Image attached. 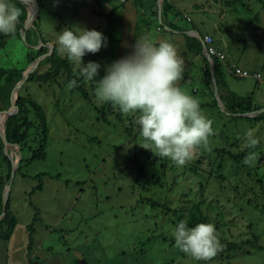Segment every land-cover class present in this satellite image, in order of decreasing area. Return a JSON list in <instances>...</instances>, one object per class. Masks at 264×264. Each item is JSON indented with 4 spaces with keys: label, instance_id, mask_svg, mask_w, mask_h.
<instances>
[{
    "label": "rangeland",
    "instance_id": "obj_1",
    "mask_svg": "<svg viewBox=\"0 0 264 264\" xmlns=\"http://www.w3.org/2000/svg\"><path fill=\"white\" fill-rule=\"evenodd\" d=\"M117 1L21 2L26 11L24 23L32 19L23 30L25 38L21 31L20 37L16 33L4 35L0 67L44 75L54 69L45 60L48 55L31 61L38 49L44 46L51 55L56 48L58 55L67 59L57 42L59 32L65 28L95 29L107 37V47L85 55L82 62L101 64L99 80L105 65L130 51L119 50L124 31L134 43L135 37L144 34L153 40L156 34L171 39L166 24L178 29H172L175 34L197 26L225 54L226 86L221 87L220 94L226 97L229 92L235 93L264 107V0H170L172 10L164 16L163 0H139L135 8L141 20L130 30L123 28L121 11L113 13V21L94 15L108 14L112 5H119ZM117 21H121L122 32ZM260 39L263 46L257 44ZM174 45L181 47L178 55L184 62L178 85L198 101L215 133L206 147L194 150L183 167L157 157L155 150L144 149L135 123L137 114L123 115L118 107L98 104L93 95L94 82L78 80L90 101L67 88L72 79L67 82L65 68H60L52 81L25 80L21 84L19 95L31 97L43 108L49 137L46 158L31 162L41 138L37 116L33 112L29 115L33 127L27 139L29 148L24 152L18 147H5V122L4 127L0 125L4 145L0 189L2 193L8 189L9 211L17 220L8 240H0V264H205L180 252L174 243L177 218L182 216L185 221L195 207L206 218L205 224H214L221 245V254L219 251L207 264H264V162L260 161L264 159V124H248L238 118L242 115H234L237 117L231 120L232 114L224 110L220 98L215 108L216 97L205 86L201 72L202 56L186 51L184 44ZM68 63L71 77L77 79L76 66ZM243 70L249 76L241 77L238 71ZM255 73L260 74L257 79L252 76ZM14 87L1 85L4 112L12 109ZM249 129L258 140L252 149L246 147L244 139ZM216 149L222 150L223 160ZM249 152L254 153L252 166L243 162ZM16 155L19 163L10 182L7 177L11 169L2 158L16 160ZM39 173L45 174L42 189L35 190L38 180L33 177ZM35 208L40 221L34 225L36 232L29 250L27 226ZM5 228L3 225L2 230ZM246 240L256 247L226 250L227 243Z\"/></svg>",
    "mask_w": 264,
    "mask_h": 264
},
{
    "label": "clouds",
    "instance_id": "obj_2",
    "mask_svg": "<svg viewBox=\"0 0 264 264\" xmlns=\"http://www.w3.org/2000/svg\"><path fill=\"white\" fill-rule=\"evenodd\" d=\"M20 15L21 10L13 0H0V35L14 34ZM57 42L77 69L78 78L71 80L67 88L77 87L79 79L94 82L93 95L98 104L118 107L123 115L137 114L135 123L144 141L143 148L155 150L157 157L183 167L191 160L194 150L206 147L209 137L215 134L212 121L203 114L198 101L178 85L184 62L171 42L154 41L147 34L135 37L134 43L123 45L130 48L128 54L105 65L99 80L101 64L95 61L84 64L82 58L107 47L103 33L95 29L65 28L59 32ZM244 139L250 149L258 144L252 129L245 132ZM253 160L254 153L249 152L243 162L252 166ZM174 243L180 252L205 264L221 250L212 223L189 227L181 220L175 227Z\"/></svg>",
    "mask_w": 264,
    "mask_h": 264
},
{
    "label": "trees",
    "instance_id": "obj_3",
    "mask_svg": "<svg viewBox=\"0 0 264 264\" xmlns=\"http://www.w3.org/2000/svg\"><path fill=\"white\" fill-rule=\"evenodd\" d=\"M123 1L126 2L129 0H123ZM136 1H138V0H136ZM124 2H121L120 5H112L111 10L108 14L102 15L100 13L95 12L94 15L99 17V18H109L111 21H113V18H112L113 13L116 10H118L120 8V6H122L124 4ZM14 4L16 7H18L21 10V15L18 19V22H17L18 26H17L16 32H15L18 35V37H20L19 36L20 31L24 30V21L26 18V11H25L23 5L21 4V2L15 1ZM171 9L172 8H171L170 1L169 0H163L162 15L163 16L166 15L169 11H171ZM166 26L168 29L178 30L173 25L166 24ZM33 27L37 31V36H39L41 42H43L44 40H43L42 36L40 35L35 22H34ZM159 27H161V26H159ZM194 29H195V27L191 30L194 31ZM136 34H137V32H136ZM136 34H135V36H136ZM4 39H5V36L0 35V49L4 48V46H5V40ZM183 39H184V45H185L186 51L202 56L203 67H202L201 72L203 75V80H204L205 86L208 89H210L212 94H213L211 73L209 70V63H208V60L206 59V57L202 54V45H201L200 40L198 38L191 37V36L185 35V34H183ZM47 54H48L47 49L44 46H42L40 49H38L36 57L31 58L32 59L31 61L37 59L41 55H47ZM45 60L49 61L52 64V66H53L52 68L54 70L48 71L44 75H39L36 71H34L33 73H30L29 76L27 77V79H26L27 83L35 82V81H39V80H42L43 82L52 81L56 77V74L60 68H65V71H66L65 74L67 75V78H66L67 82H69L71 79L72 80L74 79V77H71V67H70V64L68 63V60L60 57L57 53L56 48H54L51 55L46 56ZM212 60H213V71H214L215 81H216V85H217L218 95H219V98L223 104L224 110L226 112H230L232 114L231 120H235V118L237 117L234 115L249 114V113H254V112L260 110L262 108V106L254 103L251 98H244V97L238 96V94L230 93V92L227 93L226 97H224V96H222V94H220L221 87L223 88L226 86V82H225L226 81V75L224 73V69L226 68V66L224 65V63L222 61L218 60L215 57H212ZM22 72H23L22 69H16L13 67H8V68L0 67V88H1V85H7L9 87H14L16 85V83L21 79ZM2 80H4L3 84H2ZM92 87H91V89H93ZM73 90L75 92H80L83 96H85L86 99H88L90 101L91 98L88 95V91L85 89L84 84H82V83L78 84V86L73 88ZM18 95H19V92H18ZM15 105L17 108L16 112L14 114L10 115L5 121V135H6L7 142L10 145H12L14 148L18 147V150H20L21 152H24L25 150H27L29 148V146L27 144V139H28L29 133L32 131V127H33L29 115L31 112H33L37 116V118L39 119L40 125H39L38 132H39L41 138L39 140L38 148L35 150L33 156L29 159V161L33 162L35 160H44L46 158V149H47V143H48V137H49V128H48V122L46 119V114H45L43 108L40 106V104L37 101H35L31 97H28V96L23 97L20 95L17 97ZM213 106L215 108L218 107L216 99H213ZM218 110H219V108H218ZM3 112H4V107H2L0 105V116L3 114ZM220 113L222 114L223 112H220ZM98 118L102 119V117L99 114H98ZM238 118L241 120L247 121L248 124L250 123V124L255 125V124H259L261 122L264 124V112L257 114V115H254L252 117L251 116H243V117L241 116ZM103 119L105 120V118H103ZM3 150H4V145L0 141V156L2 155ZM215 152L217 153L218 158L220 159V157H221L223 160V157L221 156L222 150L216 149ZM231 156L235 159H239V157H240L238 155H233V154H231ZM2 159L5 163H7V165L11 169L10 159L7 156H3ZM201 159L203 160L202 157H201ZM260 161L264 162V159H262ZM139 172L141 173L142 170H139ZM43 175H45V174L39 173L33 177V178L38 180V184L35 187V190H41L42 189V176ZM208 175H209V173H208ZM9 177H10V174L8 175L7 178H9ZM220 177L223 178V176H221V175H220ZM1 184H2V181L0 178V187H1ZM2 194H3L2 190L0 189V215L2 213ZM9 204H10V201L8 199L6 202V206H5V214L0 220V240H4V241L8 240V238L13 233V231L16 227V224H17V220H16L15 215L9 211ZM153 205H156V204L153 203ZM199 210L200 209L198 207H195L194 210H191L189 212L188 217L185 220L186 224L189 227H193L196 224L205 222L206 218H204V216H202V214ZM177 220H178V222H177V224H178L181 220L184 221V218L182 216H180L177 218ZM39 221H40V217L38 215V210L35 208V216L33 217L31 224L27 226L29 250H30V246L33 242L32 236L36 232L34 225H35V223H37ZM3 225H5V227H6L4 230H2ZM247 245L251 246V247H256L253 242L246 240V241H243L241 243H227L226 250L232 251V250L243 248L244 246H247ZM258 248H260V247H258ZM221 252L222 251L220 250L219 254H221Z\"/></svg>",
    "mask_w": 264,
    "mask_h": 264
},
{
    "label": "crops",
    "instance_id": "obj_4",
    "mask_svg": "<svg viewBox=\"0 0 264 264\" xmlns=\"http://www.w3.org/2000/svg\"><path fill=\"white\" fill-rule=\"evenodd\" d=\"M135 1L136 0H129V1H126V2H124V4L122 5V6H120V8L117 10L118 12L119 11H121V13L123 14V16H122V23H123V28L125 29V30H130L131 29V26L133 25V24H135V23H137L139 20H141V17L137 14V10H136V8H135ZM139 1V0H138ZM152 1V0H151ZM170 1V0H169ZM118 3H119V5L121 4V2H122V0H118L117 1ZM170 4H171V2H170ZM171 8H172V6H171ZM172 10V9H171ZM116 11V12H117ZM117 12V13H118ZM121 21H119V23H118V21H117V25H119L120 27H119V31L121 30V32H122V28H121V23H120ZM196 30V31H195ZM168 31V33H169V35L171 36V39L170 38H168L169 37V35H168V40L167 39H165V37L164 36H161L160 34H156L155 35V40L154 41H157V40H167V41H170L173 45L175 44V42L176 43H179V44H184V39H183V33H181V34H175L174 32H173V30L172 29H168L167 30ZM187 31H189L190 33L188 34L189 36H191V37H195V38H197V33L198 34H201L200 33V31H199V29H198V27L196 26L195 27V29H194V32H192L193 30H189L187 27H185L184 29H182L180 32H187ZM125 32V31H124ZM124 32H123V34H120V43H121V46H120V48H119V50H120V52H122V53H124V52H127V49L128 48H125V47H123V45L125 44V43H127L128 45L130 44H132V42H133V40H130L129 41V39H127V33L126 34H124ZM177 32V31H176ZM179 32V33H180ZM195 32H197V33H195ZM172 33V34H171ZM207 34V33H206ZM202 35V34H201ZM176 37V40L174 41L173 40V37ZM249 37L251 38V37H253L252 35H249ZM162 38V39H161ZM254 39L256 40V38L254 37ZM128 41V42H127ZM263 39L261 40L260 39V41L257 43L258 45H260V46H263ZM214 44H215V46L218 48V49H220V47L216 44V42H215V40H214ZM175 46V45H174ZM175 48H176V50H177V53L179 52V50H181V47L179 48V47H176L175 46ZM186 50V49H185ZM234 65V64H233ZM225 70V69H224ZM226 70H228V69H226ZM229 83H230V81H229ZM194 91H197L196 89H193Z\"/></svg>",
    "mask_w": 264,
    "mask_h": 264
},
{
    "label": "water",
    "instance_id": "obj_5",
    "mask_svg": "<svg viewBox=\"0 0 264 264\" xmlns=\"http://www.w3.org/2000/svg\"><path fill=\"white\" fill-rule=\"evenodd\" d=\"M20 2H26V3H30V0H19ZM32 18H30L29 20H27L25 23H24V28L27 27V25L30 23ZM22 32V36L23 38L24 37V34H23V30L21 31ZM194 32V31H192ZM185 35H188L190 32L187 31V32H181ZM197 33V32H195ZM197 38L200 40L201 42V45H202V52L204 53L206 59L208 60V63H209V70H210V73H211V80H212V88H213V94L214 96L216 97V100L217 101H220L219 100V95H218V90H217V85H216V81H215V76H214V71H213V63L209 57L208 54L205 53V49H206V46L204 44V42L202 41V37L200 34L197 33ZM47 55H50V53H48ZM32 71L31 70H27V71H23L22 72V77L21 79L16 83L15 87H14V91H13V104H12V109L6 111V112H3V114L0 116V117H4V119L6 120L10 115L14 114L17 110L16 108V100H17V97H18V92H19V88L21 86V84L27 79V77L29 76V74L31 73ZM260 112H264V107L261 108L260 110L254 112L255 114H259ZM254 113H249V114H242V116H247V115H252ZM237 115H241V114H237ZM4 127V125L2 126ZM4 144H5V147L6 146H12L10 145L6 138H4ZM13 147V146H12ZM11 161V174H10V178H9V181L11 182L13 176H14V173H15V170L17 169L18 167V155H16V160H13V159H10ZM7 199H8V189L5 190L2 194V213L0 215V219L4 216V213H5V206H6V202H7Z\"/></svg>",
    "mask_w": 264,
    "mask_h": 264
},
{
    "label": "built area",
    "instance_id": "obj_6",
    "mask_svg": "<svg viewBox=\"0 0 264 264\" xmlns=\"http://www.w3.org/2000/svg\"><path fill=\"white\" fill-rule=\"evenodd\" d=\"M187 20L190 21L188 17H187ZM202 41L204 42L206 46L205 53L209 55L212 63H213L212 57H215L222 62L226 59L225 54L215 46L214 39L210 35L208 34L203 35ZM232 67L234 68L235 71H237L236 66L233 65ZM238 72H240L241 77L249 76V73L246 70L238 71ZM252 76H254L255 79H257L260 76V74L255 73V74H252Z\"/></svg>",
    "mask_w": 264,
    "mask_h": 264
},
{
    "label": "bare ground",
    "instance_id": "obj_7",
    "mask_svg": "<svg viewBox=\"0 0 264 264\" xmlns=\"http://www.w3.org/2000/svg\"><path fill=\"white\" fill-rule=\"evenodd\" d=\"M4 120H5L4 117H2V118L0 119V125H2V126L4 125V122H5Z\"/></svg>",
    "mask_w": 264,
    "mask_h": 264
}]
</instances>
